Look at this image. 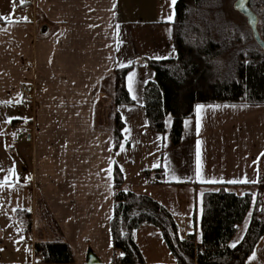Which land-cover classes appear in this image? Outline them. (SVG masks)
<instances>
[{
    "label": "crops",
    "instance_id": "0c3cea01",
    "mask_svg": "<svg viewBox=\"0 0 264 264\" xmlns=\"http://www.w3.org/2000/svg\"><path fill=\"white\" fill-rule=\"evenodd\" d=\"M170 3L0 0V264H41L34 253L38 241L66 243L71 264H87L89 253L99 264H112L115 166L127 190L166 208L179 234H194L197 243L206 192L226 184L229 192L255 196L264 106L203 105L199 116L195 109L185 121L178 146L149 129L142 92L154 74L145 61L176 57L173 27L164 22L174 18ZM128 66L133 104L115 106L113 74ZM23 85L31 91L29 102L21 100ZM116 113L123 123L117 148ZM23 118L26 143H17L11 135ZM157 167L163 184L155 183L154 172L145 176ZM243 179L254 182L227 183ZM250 215L251 210L231 244L244 236ZM133 241L145 264H177L158 229L140 227ZM245 264H264V237Z\"/></svg>",
    "mask_w": 264,
    "mask_h": 264
},
{
    "label": "trees",
    "instance_id": "16d2710c",
    "mask_svg": "<svg viewBox=\"0 0 264 264\" xmlns=\"http://www.w3.org/2000/svg\"><path fill=\"white\" fill-rule=\"evenodd\" d=\"M253 0L249 8L262 27L258 31L264 41V8L257 15ZM206 0H176L172 43L176 57L146 60L154 74L143 88V110L151 132L166 134L172 146H178L184 123L193 118L200 105L264 106V52L253 46L227 57L226 38L217 35L213 21L200 18ZM260 17V19H259ZM232 51V50H231ZM229 54H231L229 52ZM131 67L115 69L113 74L115 106L131 105L126 89V76ZM123 123L114 115L115 148L122 141ZM154 172L155 183H164L162 167ZM253 186L256 194L227 191L230 185L218 184L216 191L202 198L200 217L201 241L195 235L182 237L173 216L152 198L135 194L125 188L117 166L113 172V216L110 232L114 250L119 251L112 264H145L133 241V232L143 226L158 229L177 264H245L258 241L264 237V155L259 162V176ZM251 210L250 220L242 239L232 247L231 241ZM24 220L29 221L25 214ZM20 216V213H19ZM34 253L41 264H71L69 247L64 242L38 241Z\"/></svg>",
    "mask_w": 264,
    "mask_h": 264
},
{
    "label": "rangeland",
    "instance_id": "374dc122",
    "mask_svg": "<svg viewBox=\"0 0 264 264\" xmlns=\"http://www.w3.org/2000/svg\"><path fill=\"white\" fill-rule=\"evenodd\" d=\"M234 2L235 0H206L203 7L199 10V15L194 17L192 15L193 22L199 21L201 17H205L206 19L214 22L216 28L214 30H216L217 35H222L226 38L227 42L225 43L227 44L228 50L231 53L229 54V52H227L228 58L229 56L230 58L231 56H234L238 51H244L246 50L245 48L253 46L254 42L250 29L246 24L245 18L234 11ZM252 3L254 4L257 15L262 14L261 9L264 8V0H253ZM257 27L259 29L262 27L261 20H258ZM23 105L27 106V104ZM20 109L21 108H16L15 110ZM16 126L17 127L12 132L13 134L11 135V139L13 140L14 138L17 143H26V133H28L26 119H21ZM22 129H24L26 133H19Z\"/></svg>",
    "mask_w": 264,
    "mask_h": 264
},
{
    "label": "snow or ice",
    "instance_id": "6c2138e0",
    "mask_svg": "<svg viewBox=\"0 0 264 264\" xmlns=\"http://www.w3.org/2000/svg\"><path fill=\"white\" fill-rule=\"evenodd\" d=\"M246 0H238V3H237V8L240 9L241 11L243 12H247V9L244 7V4H245ZM176 3V0H171V5L170 6H173L175 5ZM172 19H173V16L172 15H169V17H167L166 21L164 22H168V23H171L172 22ZM118 50V49H117ZM166 58V57H164ZM164 58H161V57H156V59H164ZM134 77H135V74H131L129 77H128V81H129V91L132 92L133 91V82H134ZM133 99H135V96L133 95ZM221 106H215L213 108V110H216L218 108H220ZM223 107H228V105H224ZM234 107V106H233ZM204 109V106L203 105H200V106H197L196 108V112L198 114V116L200 115V113L202 112V110ZM10 122V121H8ZM200 120L198 119L197 120V123H196V132L197 134H199V131H200ZM127 131V130H125ZM199 144L200 142L198 141L197 142V175H200V153H199ZM124 147L123 145L120 146V151H124ZM264 155V154H262ZM122 170V169H121ZM10 172H14V169H10L9 170ZM201 182H206V183H218V182H223V181H217V180H212V179H209V180H204L203 177H201ZM254 181H249L247 179H243V180H230V181H227V183H232V184H235V183H252ZM232 247H235L236 245L235 244H232L231 245Z\"/></svg>",
    "mask_w": 264,
    "mask_h": 264
},
{
    "label": "water",
    "instance_id": "95a60500",
    "mask_svg": "<svg viewBox=\"0 0 264 264\" xmlns=\"http://www.w3.org/2000/svg\"><path fill=\"white\" fill-rule=\"evenodd\" d=\"M248 1L249 0H246L244 4V7L247 9V12H243L237 8L238 0H235L233 4V9L234 11H236L238 14H240L245 18L246 24L250 29L253 41L264 52V41L261 39L257 28L258 18L255 15V13L249 8ZM86 262L87 264H99V261L91 253L88 254Z\"/></svg>",
    "mask_w": 264,
    "mask_h": 264
},
{
    "label": "built area",
    "instance_id": "2783aa9c",
    "mask_svg": "<svg viewBox=\"0 0 264 264\" xmlns=\"http://www.w3.org/2000/svg\"><path fill=\"white\" fill-rule=\"evenodd\" d=\"M20 94H21V100L22 101H24V102L31 101V96L32 95H31V91H30L28 86H26V85L21 86L20 87ZM19 133L24 134V133H26V131L24 129H22ZM237 230L238 229L236 228V231ZM114 253H115L116 256H118L120 254L119 251H117V250H115Z\"/></svg>",
    "mask_w": 264,
    "mask_h": 264
}]
</instances>
